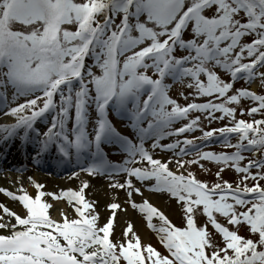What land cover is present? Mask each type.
Listing matches in <instances>:
<instances>
[{
  "label": "snow or ice",
  "instance_id": "1",
  "mask_svg": "<svg viewBox=\"0 0 264 264\" xmlns=\"http://www.w3.org/2000/svg\"><path fill=\"white\" fill-rule=\"evenodd\" d=\"M253 83L264 0H0V264H264Z\"/></svg>",
  "mask_w": 264,
  "mask_h": 264
},
{
  "label": "bare ground",
  "instance_id": "2",
  "mask_svg": "<svg viewBox=\"0 0 264 264\" xmlns=\"http://www.w3.org/2000/svg\"><path fill=\"white\" fill-rule=\"evenodd\" d=\"M255 86L256 85L253 83L251 85V88L254 89ZM28 151L29 152L32 151L31 146H29ZM20 159H21V157H20L19 153L17 152V149L15 147H13L11 149L10 153H9L8 161L11 162V163H16ZM29 167L31 168L32 166L29 165ZM55 171H57V170L53 169V167L50 164L41 166L39 168H32L31 171L26 172L24 174L25 175V185L24 186L28 189V191L30 193H34L35 189L30 184H28L26 182V177L28 175H31L35 179L45 183L46 187L49 190L55 188L57 185H59L60 187H64L65 184H64V182L62 181V178H61L62 174H61V176H57L55 174L50 175V173H54ZM16 175L17 174L15 172L0 173V187H5V188H8V189H10L12 191H17L18 188H19V185L16 184V183H10L8 179L4 178V177L7 176V177L11 178V181H15ZM94 184H95V182H94ZM92 191H93L94 194H98L99 197L101 199H103V193L99 192V190L96 187H94ZM0 201L4 202L5 204L9 205L10 207H15V204L5 194L0 193ZM148 230L149 229H147L145 225H141L142 234H147Z\"/></svg>",
  "mask_w": 264,
  "mask_h": 264
},
{
  "label": "rangeland",
  "instance_id": "3",
  "mask_svg": "<svg viewBox=\"0 0 264 264\" xmlns=\"http://www.w3.org/2000/svg\"><path fill=\"white\" fill-rule=\"evenodd\" d=\"M254 84H255L256 86H255L254 89L251 88L252 90H256V91H258V92L264 90V85H260L259 83H254ZM213 126L215 127V126H217V125H213ZM197 135H198V133H197ZM214 150H220V147H219L218 144L214 146ZM213 171H215V167H214V166H213ZM226 175L231 176L232 173L229 172V173H227ZM204 178H208V177H204ZM121 195H122V193H121ZM200 219L202 220L203 217H200ZM147 234L151 235L150 230L147 231ZM154 240H155V238H153V241H154Z\"/></svg>",
  "mask_w": 264,
  "mask_h": 264
}]
</instances>
